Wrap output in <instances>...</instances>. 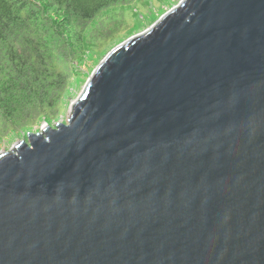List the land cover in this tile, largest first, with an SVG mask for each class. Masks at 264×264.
Listing matches in <instances>:
<instances>
[{"label": "water", "instance_id": "1", "mask_svg": "<svg viewBox=\"0 0 264 264\" xmlns=\"http://www.w3.org/2000/svg\"><path fill=\"white\" fill-rule=\"evenodd\" d=\"M69 108L0 153V264H264V0H180Z\"/></svg>", "mask_w": 264, "mask_h": 264}, {"label": "trees", "instance_id": "2", "mask_svg": "<svg viewBox=\"0 0 264 264\" xmlns=\"http://www.w3.org/2000/svg\"><path fill=\"white\" fill-rule=\"evenodd\" d=\"M138 1L0 0V139L58 117L72 64L126 31L114 20Z\"/></svg>", "mask_w": 264, "mask_h": 264}, {"label": "rangeland", "instance_id": "3", "mask_svg": "<svg viewBox=\"0 0 264 264\" xmlns=\"http://www.w3.org/2000/svg\"><path fill=\"white\" fill-rule=\"evenodd\" d=\"M179 1L180 0H140L127 8H123L125 9L123 11L127 12L119 13L117 19L114 21L117 23L124 22L128 24L127 30L124 32L122 30L121 34H119L113 41L109 42L100 51L85 49L82 58L72 64V77L68 83L67 90L61 98V110L58 117L54 119L44 117L41 118L32 128L10 132L5 138L0 139V153L10 151L20 141H24L27 144V134L39 132L45 124L52 129H54L53 126L56 123L66 125L71 103L77 99L86 81L103 57L126 39L146 31L162 15L175 7ZM100 18L101 17L96 20L98 27Z\"/></svg>", "mask_w": 264, "mask_h": 264}, {"label": "bare ground", "instance_id": "4", "mask_svg": "<svg viewBox=\"0 0 264 264\" xmlns=\"http://www.w3.org/2000/svg\"><path fill=\"white\" fill-rule=\"evenodd\" d=\"M5 152V151H4ZM4 152H2V153H4Z\"/></svg>", "mask_w": 264, "mask_h": 264}]
</instances>
